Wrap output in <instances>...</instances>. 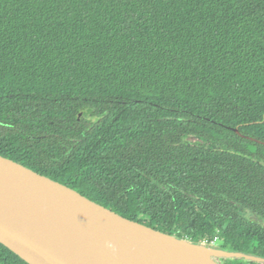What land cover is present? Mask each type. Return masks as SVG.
I'll list each match as a JSON object with an SVG mask.
<instances>
[{
  "label": "trees",
  "instance_id": "16d2710c",
  "mask_svg": "<svg viewBox=\"0 0 264 264\" xmlns=\"http://www.w3.org/2000/svg\"><path fill=\"white\" fill-rule=\"evenodd\" d=\"M0 155L264 258V0H0Z\"/></svg>",
  "mask_w": 264,
  "mask_h": 264
},
{
  "label": "water",
  "instance_id": "95a60500",
  "mask_svg": "<svg viewBox=\"0 0 264 264\" xmlns=\"http://www.w3.org/2000/svg\"><path fill=\"white\" fill-rule=\"evenodd\" d=\"M0 243L28 264H218L213 256L229 255L264 262L127 219L2 155Z\"/></svg>",
  "mask_w": 264,
  "mask_h": 264
},
{
  "label": "rangeland",
  "instance_id": "374dc122",
  "mask_svg": "<svg viewBox=\"0 0 264 264\" xmlns=\"http://www.w3.org/2000/svg\"><path fill=\"white\" fill-rule=\"evenodd\" d=\"M194 243H197V244H199V242H196V241H194ZM200 245H202V244H200ZM206 246V245H205ZM223 241H221V239H219L218 240V242H217V246L214 248L217 252H219V253H222V252H224L225 250H223ZM206 247H208L209 248V245H207ZM211 247V246H210ZM213 248V247H212ZM233 258H235V257H233L232 255H229V256H213V259H214V261L216 262V263H218V264H231V262H232V260H233ZM246 261V263H251V261L250 260H248V259H245ZM260 264H264V263H262V262H259Z\"/></svg>",
  "mask_w": 264,
  "mask_h": 264
},
{
  "label": "built area",
  "instance_id": "2783aa9c",
  "mask_svg": "<svg viewBox=\"0 0 264 264\" xmlns=\"http://www.w3.org/2000/svg\"><path fill=\"white\" fill-rule=\"evenodd\" d=\"M219 239H221V241H223L222 238H220L219 236H216L214 238H204V239L199 241V244L206 245V246L209 245V246L215 248L217 246V242Z\"/></svg>",
  "mask_w": 264,
  "mask_h": 264
},
{
  "label": "flooded vegetation",
  "instance_id": "af4514ba",
  "mask_svg": "<svg viewBox=\"0 0 264 264\" xmlns=\"http://www.w3.org/2000/svg\"><path fill=\"white\" fill-rule=\"evenodd\" d=\"M80 115V114H79ZM82 116H83V114H82ZM82 116H81V118H82ZM96 120H97V118L96 117H94L93 118V121L94 122H96ZM254 220H258L257 218H255ZM258 221H260L263 225H264V221L263 220H261V219H259ZM223 240V239H222ZM224 245V244H223ZM233 253H236V252H233ZM238 254V253H237Z\"/></svg>",
  "mask_w": 264,
  "mask_h": 264
},
{
  "label": "bare ground",
  "instance_id": "6f19581e",
  "mask_svg": "<svg viewBox=\"0 0 264 264\" xmlns=\"http://www.w3.org/2000/svg\"><path fill=\"white\" fill-rule=\"evenodd\" d=\"M204 252L206 253L207 251H204ZM205 253H204V254H205ZM207 254H208V252H207Z\"/></svg>",
  "mask_w": 264,
  "mask_h": 264
}]
</instances>
